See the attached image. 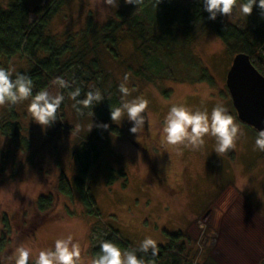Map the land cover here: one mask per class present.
<instances>
[{"label":"rangeland","instance_id":"374dc122","mask_svg":"<svg viewBox=\"0 0 264 264\" xmlns=\"http://www.w3.org/2000/svg\"><path fill=\"white\" fill-rule=\"evenodd\" d=\"M43 1L28 0L27 6L32 10ZM9 2L0 0V5L6 7ZM176 2L165 0L163 4L170 8ZM119 8L120 3L116 9L94 0H67L48 28L59 43L74 36L72 43L79 47L88 25L102 27L107 21L118 25L113 42H99L96 53L87 56L85 63L87 66L92 56L97 58L102 93L124 83L130 95L103 93L105 99L93 107L91 117L90 109L78 113L69 96L82 87L80 82L64 89L52 83L46 90L65 97L52 126L45 129L33 121L28 111L30 98L15 105L21 133L12 137L0 128V239L4 236L5 243L0 247V264H15L16 249L21 245L34 250L30 263H36L40 250L54 248L56 239L69 234L79 242L82 259L90 264L92 247L100 244L108 230H117L132 249L145 237L160 246L167 243V234L184 232L189 238L187 264H264V224L256 220L264 219V152L255 149L257 131L238 119L225 84L233 51L243 45L232 43L227 48L211 30H204L187 45L171 41L162 62L176 79L146 82L129 71L130 67L138 70L144 62L136 51L139 40L116 18ZM251 16L237 8L225 17L231 22H250ZM29 18L31 23L37 19L32 13ZM162 25L160 19L147 30L157 33ZM0 62L13 72L29 67L26 56L20 54ZM204 74L211 76V83L199 80ZM88 89H97V85L91 83ZM136 97L149 101L147 112L151 114V122L138 135L130 132L132 123L126 113L115 121L106 119V110ZM217 104L225 106L244 131L235 150L215 153L216 141L211 136L205 137L199 150L161 144L163 121L173 105L207 110L210 115ZM9 117L7 105L0 107V125ZM82 141L96 144L101 154L88 174L97 207L94 216L86 213L76 194L70 200L55 188L60 173L69 180L75 177L73 152ZM110 170H114L113 180ZM117 170L126 176H117ZM40 194L52 196L48 213L36 210ZM245 243L249 252L243 251Z\"/></svg>","mask_w":264,"mask_h":264},{"label":"trees","instance_id":"16d2710c","mask_svg":"<svg viewBox=\"0 0 264 264\" xmlns=\"http://www.w3.org/2000/svg\"><path fill=\"white\" fill-rule=\"evenodd\" d=\"M65 1L67 0H44L32 10L27 6L28 0H10L6 7L0 5V60L10 59L18 54L26 56L29 67L13 72V78L16 73L29 76L34 84V93L46 89L57 77H63L71 85L81 83V95L78 99H83L89 91V84L95 83L97 88L100 87L98 78L101 75V70L97 67L99 62L95 56L89 58L87 66L85 60L87 56L96 53L99 42L108 41L110 44L113 42V35L118 25H114L112 21H107L102 27L88 25L89 27L79 39L81 41L79 47L72 43L74 36L59 43L58 38L49 33L48 26L53 15L61 9ZM163 1L165 0H161L159 5L154 7V0H144V3L139 6L119 0L120 8L115 13L116 18L127 24L129 32L139 40L136 51L142 56L144 62V66L138 70L130 67L129 71H133L135 77H142L141 80L151 83L162 77L176 79L172 69L162 62L167 46L171 41L187 45L204 30L214 31L227 48L234 46L235 43L243 45L233 51V56L238 52L248 54L254 67L264 76V15L257 7L253 8L250 22L246 19L231 22L221 15H218L215 20L208 19L209 13L203 8V0H191L186 4L182 3L184 0H176V4L170 8L165 6ZM240 2L243 3L244 0ZM31 13L37 18L32 23L29 18ZM160 19L163 20V25L159 32H149L147 29L159 23ZM110 51L116 55L114 48L110 47ZM0 67L9 69L1 62ZM85 72L87 75L83 74ZM199 80L212 82L209 74H204ZM100 90H102L101 87ZM103 93L105 96L111 93L116 96L119 93V87H111L109 91ZM7 109L10 117L4 120L0 128L3 132L8 130V135L14 137L21 133V125L18 122L15 105H7ZM106 113V119L111 118V112L106 110ZM111 130L122 133L115 126H111ZM73 155L77 169L75 177L69 180L60 173L55 188L58 194L70 200L76 194L86 213L94 216L97 213V207L89 185L88 174L92 163L100 159V151L96 144L82 141ZM112 173L114 170L109 171L110 180L115 178ZM115 174L123 178L126 176L122 170H117ZM37 199L36 210L39 213L51 211L52 196L40 194ZM3 221L8 227L6 220ZM167 236V243L158 246L159 252L156 257L151 256V251L148 254L138 252V257L143 256L146 261L154 260V264H187L188 236L181 231L167 234ZM102 239L111 240L122 250L132 249L129 242L121 238L117 230H108ZM4 245V236H2L0 247ZM91 250L95 258L100 251L99 244Z\"/></svg>","mask_w":264,"mask_h":264},{"label":"clouds","instance_id":"9594fccd","mask_svg":"<svg viewBox=\"0 0 264 264\" xmlns=\"http://www.w3.org/2000/svg\"><path fill=\"white\" fill-rule=\"evenodd\" d=\"M114 8L119 7V0H94ZM126 4L136 6L142 5L144 0H124ZM161 0H154V7H157ZM203 8L209 13L208 19L215 20L218 15L230 17L234 9L248 17L252 14L254 6L264 15V0H203ZM125 75L124 80L127 81ZM59 88H70L71 84L63 77H57L53 81ZM34 84L32 79L22 73H16L13 78V71L0 67V107L16 105L29 100L28 111L34 122L42 128L52 126L58 119L59 109L65 97L48 90H40L33 95ZM119 91L123 97L130 95L129 89L124 83L119 85ZM81 95V88L76 87L69 93L70 98L75 101L73 107L78 113L84 109H90L88 113L93 117V107L101 103L105 97L100 89L89 90L85 98L77 99ZM149 101L143 97H136L130 101H123L119 107L110 109L112 121L121 119L126 113L127 120L132 123L130 132L138 135L143 131L145 123L151 122V114L147 112ZM93 124L90 126V129ZM107 128V125H101ZM244 135V131L236 117L229 114L228 109L222 104L213 107L211 114L207 110H192L189 107L173 105L163 121L160 132V142L167 146H183L193 150H199L205 144V137L215 138V153L225 154L235 150L237 140ZM255 149L264 152V128L259 129L255 138ZM182 154L180 152L177 153ZM99 253L90 261V264H154V260L146 261L143 256L138 257L137 253L148 254L156 257L159 249L157 241L151 237H145L137 248L131 250L121 249L111 240H101ZM33 249L21 245L16 249L15 264H30ZM36 264H86L81 256L79 242L69 234L66 238H58L54 242V248L40 250Z\"/></svg>","mask_w":264,"mask_h":264},{"label":"water","instance_id":"95a60500","mask_svg":"<svg viewBox=\"0 0 264 264\" xmlns=\"http://www.w3.org/2000/svg\"><path fill=\"white\" fill-rule=\"evenodd\" d=\"M226 73V88L238 119L258 132L264 128V76L243 52L233 56Z\"/></svg>","mask_w":264,"mask_h":264},{"label":"crops","instance_id":"0c3cea01","mask_svg":"<svg viewBox=\"0 0 264 264\" xmlns=\"http://www.w3.org/2000/svg\"><path fill=\"white\" fill-rule=\"evenodd\" d=\"M259 219H260V220H259ZM256 220L259 221V222L262 221L261 223L264 224V219L262 220L260 217H257ZM263 227H264V225H263ZM246 240H247V239H246ZM244 247H245V248H244L243 251H244V252H247V251L249 252V250H250V246L248 245V243H247V244L245 243Z\"/></svg>","mask_w":264,"mask_h":264},{"label":"flooded vegetation","instance_id":"af4514ba","mask_svg":"<svg viewBox=\"0 0 264 264\" xmlns=\"http://www.w3.org/2000/svg\"><path fill=\"white\" fill-rule=\"evenodd\" d=\"M155 175V174H154ZM156 178H158V177H156Z\"/></svg>","mask_w":264,"mask_h":264}]
</instances>
